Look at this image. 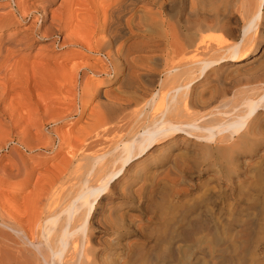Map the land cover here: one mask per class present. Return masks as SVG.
<instances>
[{
  "label": "bare ground",
  "instance_id": "1",
  "mask_svg": "<svg viewBox=\"0 0 264 264\" xmlns=\"http://www.w3.org/2000/svg\"><path fill=\"white\" fill-rule=\"evenodd\" d=\"M52 1L0 4L1 27L28 23L21 36L19 29L0 40V185L16 182L17 191L37 174L25 195L0 189V264H92L87 245L92 214L100 212L95 206L102 207V197L127 167L143 163V156L156 148L166 158L178 145L177 134L204 140L218 150L238 144L259 131V111H264V56H254L264 39V0H176L167 13L161 0H60L49 9ZM148 26L160 29L164 41L149 34L139 39L136 34ZM212 31L226 37L213 36ZM34 39H46L47 49L58 50L37 64L40 69L34 72L41 71V78L33 76L45 90L36 97L27 91L25 78L17 81L16 73L27 66L22 63L20 72L22 64L14 55L15 48ZM156 51L163 63L160 73L137 71L148 56L143 54ZM91 54H98L92 63L69 62ZM251 60L255 65L243 68ZM220 69H233L237 75L221 77ZM99 76L104 86L118 80L117 87L99 88L93 81ZM152 83L157 87L148 86ZM129 123V129L134 128L121 133ZM63 124L67 126L61 128ZM11 141L15 145L8 147ZM23 151L32 158L24 159ZM47 158L56 161L48 166ZM212 200L208 191L199 202ZM196 201L170 205L156 232L168 225L176 232L168 235L176 244L208 227L206 235L216 246L219 264H244L250 224L242 218L244 227L227 235V224L206 225L197 216L188 217ZM250 208L246 213L253 216ZM232 214L237 219L240 213ZM130 250L132 257L139 252ZM253 255L252 264H258Z\"/></svg>",
  "mask_w": 264,
  "mask_h": 264
},
{
  "label": "rangeland",
  "instance_id": "2",
  "mask_svg": "<svg viewBox=\"0 0 264 264\" xmlns=\"http://www.w3.org/2000/svg\"><path fill=\"white\" fill-rule=\"evenodd\" d=\"M59 1L60 0H53L48 4V8L55 9L58 7ZM161 1V8L165 13L169 11L173 3H176V0ZM3 3L4 0H0V4ZM148 5L153 10L157 8V6L152 7V4ZM138 9L139 11L141 10V8ZM140 14H143V10H141ZM232 19L236 20L237 18L232 16ZM27 25V22L17 23L16 21L15 23L14 21V23L4 26L5 28L0 26V40L4 41L7 39L6 37L11 36L12 33L14 34L15 30L19 29L20 30L17 31V36H21L24 32L21 30L22 27ZM145 30V32L140 31L139 33H137V31L134 32L135 30L132 32L137 33L136 36L139 39L145 37V35L149 38L150 35L155 40L156 38L158 41L161 39L163 40V37L160 36L161 31L157 27L148 26ZM261 30L264 33V29ZM148 31L151 33H147ZM211 35L216 37H226L219 31H212ZM125 38H128V33L125 35ZM132 39H134V37L130 38V40ZM31 43L32 44H29V46L26 45L15 48L14 50V55L16 53L15 58L19 59L21 64L23 63L27 66L26 70H23L24 65H20L22 68L20 72H22V70L23 72L18 73V71L16 77L17 81L19 80L18 77L21 78L19 82L25 78L28 81H26L25 85L28 84V88L30 87V89H28L27 86H25L27 91L32 97H36V93L37 95H41L45 90L42 85L43 82L41 83L40 79H38L39 77L41 78V75L39 74L41 71L38 72L39 75L34 72L39 71L40 69V66L38 67L37 64L42 63L43 60L41 59L44 58L43 55L49 53L55 54L58 50L53 51L47 49L46 39H34ZM156 52L157 55L153 53L155 56L152 54V56L149 55V52L142 53L143 55H148L146 57L147 60L146 58V62L143 61L144 58L143 60H140L142 66H140L141 69L139 68L137 71H142L144 74H147V72L148 74L149 72L159 74V70H161L160 68H162L163 63L157 61L161 56H158L159 51ZM97 55L98 54H91V56L89 55L90 57L87 56L83 58L73 57L74 59H71L69 62L73 61L84 64V61L86 63H92L97 59ZM259 55L264 56V39L258 44L254 56ZM148 57L150 58L148 59ZM81 59L83 61H81ZM148 60L150 62H148ZM140 61H137L138 63L136 62L137 65H140ZM147 64L155 66L154 70L151 69L153 66H146ZM252 64L255 65L253 60H251L249 64H244L243 68L247 69L252 67ZM31 66H33L34 69H32ZM35 67H38V69H35ZM137 71H135L134 74L137 73L138 75L140 74V76L143 74L142 72L140 73ZM232 71L233 69L231 71L220 69L219 73L221 77H229L232 76L231 74L235 75L236 72L233 73ZM25 73L26 77H23ZM33 73L39 76L36 78L35 75V79L39 80L41 85L38 84V81H35ZM20 74L23 75L21 76ZM100 77L101 76L93 77V81L99 85V88H104L106 86L105 88L111 87L115 89L117 87L118 80L110 81L108 85L105 84L104 86L99 81V79H101ZM153 77H156V75ZM23 82H21V84ZM154 83L149 84L148 86L156 88L157 85ZM199 85L200 84H197V86ZM201 86L202 85H200V87ZM91 104L92 102L88 104L87 109ZM259 113L261 126L259 131L257 130L258 132L255 130L259 135L256 136L255 131H253L251 136L249 135L247 138L245 137L246 139L238 140L236 142L238 144L234 143L231 145L233 147L230 146L225 148L222 146L219 147L220 150L213 149L212 146L214 145L208 144L209 142L204 140L197 141L194 138L186 139L183 137V134H177L175 138L176 141L178 140V145L167 151L166 158H161V151L156 148L154 149L155 151L153 150L154 153L152 155L147 153L146 156H143L145 157L143 163L139 164L137 161L131 167H127L120 175L118 182L111 188L112 191H107L106 196L102 197L101 201H103V204H100L102 207L100 208L98 205L95 206L100 212L92 214V226L89 230L87 244L90 249L89 253L91 252V255L88 254V257L92 261V264H122L123 261L129 264H219V259L214 251L216 246H213L214 244L211 239L208 238V234L206 235V233H208V229L206 228L208 227L203 230L204 232L202 231L195 234V238H192L187 242H178L176 244L172 243V237H168L169 234H172L174 237L175 234L173 233H176L175 230H173L174 232H170L171 228H169L168 225L162 226V232H156L158 225H160L166 218L167 209L170 205H175L181 202L193 203L195 200L198 201H196V205L191 209V216L189 215L188 217H190V219L198 217V219L206 221L204 222L206 225H213L216 223L215 225L218 226H226L227 224V226H230L233 229L231 230L230 228V230H227L228 233L225 232V235L226 233L228 235L229 232L230 234L234 233V230L244 227L243 222L247 225L250 224V228L247 230L250 234V248L248 247L249 256L245 255L244 264H248L249 260V264H252L253 260L250 258V255L252 254H254V259L258 260V264H264V111H259ZM78 124L79 121L78 123H74L73 128L77 127ZM129 124L124 126V129L121 130L123 132L121 133H127L134 128L132 127V129H129L131 128V124L130 127ZM66 126L67 125L63 124L61 125V128H65ZM239 132H241V130ZM187 141L191 143V146L185 145ZM12 142L13 141L8 144V147L15 145L14 142ZM216 150L218 151L216 152ZM5 153L7 152L2 150V154ZM22 153L24 159L32 158V154H29L26 151H23ZM33 159L39 158L33 157ZM46 161L45 165L48 164L49 166L50 163H54L56 159L47 158ZM36 178L37 174L33 173L31 177L29 176L27 178L22 189L17 191L13 190L15 185H17L16 182V184L13 182L6 185L1 184L0 189L10 194L14 191L16 192L15 195L19 197L25 195L28 190L31 189V185L35 183ZM208 191L213 193L215 200L200 203L199 199L206 196ZM160 198L163 199L162 205H160L161 207L157 205ZM249 208L252 210L251 215L253 216H250V213L249 215L246 213ZM234 211L240 213L237 219L234 217L232 218L231 216ZM242 218L244 219L243 222ZM245 227L247 226L245 225ZM133 248L139 249V256L138 254L135 255V257L130 256L132 251L130 249ZM162 249L163 252H165L164 255L160 254ZM228 250L230 252V249ZM146 255H148V257ZM136 256L139 257V260L135 259L137 258Z\"/></svg>",
  "mask_w": 264,
  "mask_h": 264
}]
</instances>
